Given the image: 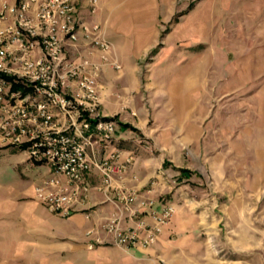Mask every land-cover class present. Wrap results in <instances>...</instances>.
I'll return each instance as SVG.
<instances>
[{
    "label": "crops",
    "instance_id": "0c3cea01",
    "mask_svg": "<svg viewBox=\"0 0 264 264\" xmlns=\"http://www.w3.org/2000/svg\"><path fill=\"white\" fill-rule=\"evenodd\" d=\"M214 1H204L207 12L203 13L212 26L216 22L212 11ZM72 2L81 22L88 27L97 25L110 44L107 60L115 63L120 71H123L125 62L130 65L129 71L124 74V70L120 75L109 65L101 67L97 80L98 113L109 121H130L129 125L145 139L157 136V148L170 155L175 154L177 162L172 165V158L168 156L156 166L150 159L138 160L132 156L128 143L122 141L131 135L130 130H121L123 137L114 135L111 143L97 148V153L103 158L110 152H117L118 164L130 159L125 172L116 178L115 185L136 191L139 200H153L157 210L163 204L172 205L174 215L149 248L125 251L115 247L102 230V225L115 209L97 190L99 179L94 170L86 179L91 189L88 204L76 206L66 219L51 214L37 199L35 189L43 182L37 184L36 180L22 175L0 172V264H262L264 229L260 146H249L253 156L250 162L245 163L239 156L245 151V145L214 143L211 139L213 132L206 129L210 119L198 113L199 102L191 80L186 87L189 91L171 102L174 107H170V102L165 103L168 107L165 106L163 119L150 104L149 108L143 106L145 113L141 116L134 112L135 117H132L126 112L131 110L130 105H136L124 100L126 91L133 89V80L128 74L134 73L137 63L145 57L151 56L150 64L155 65L173 52L165 49V39L184 23L188 26L195 24L199 6L195 3L192 8L194 3L187 4V0ZM221 3L226 5L228 0ZM184 14L189 22L182 20ZM3 25L0 22V27ZM166 26L168 30L164 32ZM214 38L212 35V42L207 41L200 52H188L191 56L189 68L198 62L204 63L202 67H208L210 60L206 59H209L211 50L220 58L218 70L222 69L223 63H228L229 56L237 55L223 45L229 42V37L221 40L216 37L215 48ZM157 46L160 48L154 51ZM77 48L89 61L99 59L101 62L103 53L90 48L82 38ZM150 64L147 76L152 73ZM211 66L214 67V61ZM106 77L111 79L105 80ZM173 85L175 87L176 84ZM176 86L181 88L180 84ZM117 88L120 91L114 92ZM111 98L114 103L107 102ZM149 121L161 127L158 133L155 134ZM0 149L23 153L24 163L30 166L41 164L28 160L22 148L0 146ZM228 153H232L235 160H227ZM167 166L176 170L172 202L159 199L163 193L171 191L164 181V175L168 174ZM30 169L25 167L28 174ZM152 180L155 185L151 187L149 183ZM193 183L194 189L190 186ZM115 196V192L110 194V198ZM141 212V217L150 223L147 210L142 209ZM87 213L88 218L85 217ZM135 222L125 220L123 226L133 228ZM88 232L91 233L87 235ZM96 239H99L98 243Z\"/></svg>",
    "mask_w": 264,
    "mask_h": 264
},
{
    "label": "built area",
    "instance_id": "2783aa9c",
    "mask_svg": "<svg viewBox=\"0 0 264 264\" xmlns=\"http://www.w3.org/2000/svg\"><path fill=\"white\" fill-rule=\"evenodd\" d=\"M0 22V142L47 166L50 176L35 189L37 199L51 214L69 218L76 206L88 204L86 179L94 170L97 190L115 209L102 230L122 250L149 248L174 207L163 204L157 210L153 200H139L136 191L116 186L130 159L118 164L117 152L103 158L97 153L116 131L97 109L96 78L110 50L99 27L81 22L72 0H0ZM80 38L103 53L104 64L80 54ZM142 209L150 223L141 217ZM125 220H135V227L125 228Z\"/></svg>",
    "mask_w": 264,
    "mask_h": 264
},
{
    "label": "rangeland",
    "instance_id": "374dc122",
    "mask_svg": "<svg viewBox=\"0 0 264 264\" xmlns=\"http://www.w3.org/2000/svg\"><path fill=\"white\" fill-rule=\"evenodd\" d=\"M204 1L187 0V4L194 3L191 5L192 8L195 7V3L199 6L198 16H195V24L188 26V23H184L173 31L169 38L165 39V49L173 52L168 53L162 60L157 57L160 63L155 65L150 64L152 62L151 56L145 57L137 63L136 71L128 74L132 77L133 89L126 91L124 100L136 105H130L131 110H124L132 117H135V113L141 116L145 113L143 106L149 108L148 105L150 104L155 113L163 119L165 103L170 102L171 105L175 98L184 96L189 91L186 87L191 80L195 84L193 92L196 93L195 96L199 102L198 108L200 110L198 113L205 119H210L206 129L213 132L211 139L214 143L245 145V151L239 154L240 160L245 161V163L250 162L253 156L249 146L254 144L260 146L263 173L262 224L264 229V0H228L226 5L221 3L225 0H215L213 3L215 8L212 10L216 21L214 26L210 25V20H206L203 15L207 12L205 6L208 0ZM185 15L181 16L182 20L189 22ZM167 30L168 26L164 32ZM212 35L218 40L226 36L229 37V42H224L223 45L237 55L229 56L228 63H223L222 69L218 70L217 65L221 62L220 58L214 56L211 50L209 51V59H206L210 60L208 67H202L204 63L198 62L197 65L189 68L191 56L188 52H200L206 47L207 41L212 42ZM215 44H217L216 39L214 48ZM160 46H157L154 51H157ZM103 55L109 56L107 53ZM100 61L104 64L101 57ZM212 61H214V67L211 66ZM93 63L99 64V59ZM112 63L107 60V65L113 68V71L118 75L124 70V74L129 71L128 61L124 63L123 71L111 65ZM149 64L152 66V73L147 76ZM98 79L99 72L96 81ZM110 79V77L105 78V80ZM172 83L180 84L181 88L176 85L174 87ZM98 86L97 84V98L99 96ZM115 91H120V88L115 89ZM107 102L114 103V99H107ZM170 107L174 106L171 105ZM113 123L116 129L114 135L123 137L124 134L122 133L124 132L121 130L125 131L126 129L122 125H129L130 121H113ZM149 126L155 129V134L161 128L151 121H149ZM221 134L224 135L223 138L220 136ZM156 137L152 135L145 139L139 133L131 131V135L122 141L128 143L129 151L132 152L131 155L138 160L150 159L158 166L159 161L170 156L172 165L175 164L177 162L175 154L170 155V153L160 151L156 145ZM3 145L0 142V146ZM227 156V160H235L232 153H228ZM25 160L23 153H12L0 149V172L16 176L22 175L32 181L36 180L37 184H41L49 178L50 175L45 164L30 166L24 163ZM25 167L31 168V175L27 173ZM166 169H168V174L165 173L164 181L171 191L163 193L159 199L163 198L164 201L172 202L176 170L170 166H167ZM154 183L155 181L152 180L149 185L152 187L155 185ZM190 186L191 188L195 187V183ZM203 189L209 193L207 187L203 186ZM262 264H264V249Z\"/></svg>",
    "mask_w": 264,
    "mask_h": 264
},
{
    "label": "trees",
    "instance_id": "16d2710c",
    "mask_svg": "<svg viewBox=\"0 0 264 264\" xmlns=\"http://www.w3.org/2000/svg\"><path fill=\"white\" fill-rule=\"evenodd\" d=\"M16 88H18V87H14V89H16ZM103 120H109L108 118H102ZM123 127H124V129H128V130H130V131H133V132H135V133H138V130L137 129H135V128H133L132 126H130V125H126V124H123L122 125Z\"/></svg>",
    "mask_w": 264,
    "mask_h": 264
}]
</instances>
